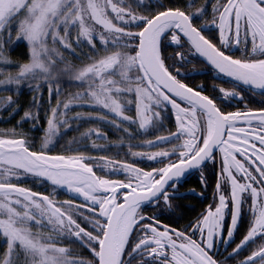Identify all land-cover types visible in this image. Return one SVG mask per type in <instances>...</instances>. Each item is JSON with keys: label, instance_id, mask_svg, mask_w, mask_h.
Returning <instances> with one entry per match:
<instances>
[{"label": "snow or ice", "instance_id": "obj_1", "mask_svg": "<svg viewBox=\"0 0 264 264\" xmlns=\"http://www.w3.org/2000/svg\"><path fill=\"white\" fill-rule=\"evenodd\" d=\"M134 2L149 14H140L128 0H0V91L18 97L26 85L33 93L16 126L0 128V264H226L244 252L235 264H264V108L222 111L217 100L231 103L244 96L221 87L213 98L197 90L203 85L190 87L178 76L197 73L174 68L187 62L185 54L163 52L169 44H186L189 54H198L214 72L264 94V0H216L213 19L199 24L206 4L185 11L163 0ZM13 30L16 41L27 45L26 62L5 55V43L15 42ZM212 30H218L216 42L204 34ZM45 85L48 107L37 145L29 132L39 127ZM64 85L76 90L65 96ZM84 106L96 111L69 115ZM133 106L134 116L127 115ZM169 106L175 130L132 144L134 133L126 125L138 132L158 130ZM5 108H11L9 118L18 111L13 95L0 96V109ZM88 120L126 134V155L162 166L145 171L87 155L82 147H124L123 136L108 145L93 140V135L107 139L99 126L69 138L61 154H49L68 131ZM30 121L26 132L21 126ZM159 144L171 147L132 150ZM216 155L221 170L213 201L194 221L173 228L157 213L142 212L145 201L171 208L170 199L178 194L172 181ZM94 168L106 174L97 175ZM119 170L125 180L108 178ZM21 179L50 184L51 191L34 192ZM65 187L83 203L57 200V190ZM72 244L87 256L74 252Z\"/></svg>", "mask_w": 264, "mask_h": 264}, {"label": "trees", "instance_id": "obj_2", "mask_svg": "<svg viewBox=\"0 0 264 264\" xmlns=\"http://www.w3.org/2000/svg\"><path fill=\"white\" fill-rule=\"evenodd\" d=\"M163 2L166 5H169V6H181V7L184 8V10H186V0H163ZM130 4L132 5V7L136 11H139L140 7H137V5L134 2V0H130ZM144 11H145L144 15L149 14V12L146 11L145 9H144ZM169 46H171V47H170V49L168 51H166L165 48L163 50L165 56L169 53V51H172V52L175 53L177 51L182 50L181 48L174 47L171 44H169L166 47H169ZM183 48L186 49L189 52L188 47H187L186 44H185V46ZM5 50H6L5 51V55L8 56L12 61L26 62L27 59H28V48H27V45L25 44V42L20 41L14 46H10L8 43H5ZM85 51H87V49H85ZM71 57L73 58L72 61L76 63L75 57H73V56H71ZM189 58H192V59L190 60ZM166 63H171V61H166ZM191 67H194V68L197 69V72H195L197 74L187 76L188 77V80H187L188 83H190L192 81V82L196 83L197 85L198 84L201 85L203 83L210 84L211 82H216L218 80V79H216L214 77L213 70L210 69L194 53H193V55H191V56L189 55V57H187V62L186 63L181 62L180 64L177 63V64L174 65V68L182 69V70L183 69L189 70ZM203 69H207V70H209V72H204ZM170 70H173V69H170ZM201 72L203 74H199ZM64 87H65V95L67 94L68 91H75L76 90L75 88H69L67 85H64ZM10 95H13V98L16 100V105L18 106V111L13 116H11L10 118H9L8 114L11 111V108H5L3 111H1L0 112L1 113L0 114V128H10V127L16 126V121L20 118V116L23 114L25 109L29 107V103L31 101L33 93H32V91L29 90L28 86H23L20 89V91H19L18 97L15 94H13V93H11ZM62 97H61V99H62ZM47 101H48V90H47V86L45 85L41 89V106L38 109L39 117H40L39 127H37V129L35 131L29 132V138L35 137L36 140H37V145L39 144V137L42 135L41 128L43 127V125L45 123V111H46V109L48 107ZM55 103H56V97L53 95L52 96V104L55 105ZM33 110L35 111L36 109H33ZM78 110L79 109L74 110L73 113H75ZM31 123H34V121H30V122L24 123L21 127L23 128L24 131L28 132L29 131V126H30ZM129 129H130L131 132L134 133V136H133L132 141H131L132 144H136V143L142 142L144 140H151L155 136V135L153 136V133H152L153 129H149L146 132H138L137 127H132V128H129ZM106 132H107V138H108L107 141L108 142L119 141L120 137L123 136V140L125 142L124 146L128 147V143L127 142L129 140V137L126 134H124L123 132H118L116 130L111 131V130H108V129L106 130ZM161 132H163L162 127H160L158 135ZM71 137H72V135L69 132H67L66 136L64 138H62L56 144V147L54 149H52V151L49 154H61V145L65 144L66 141L69 138H71ZM110 148H112V147H108L106 151L99 152V154H101V155L110 154V152H109ZM81 151H84L87 155H92L89 152L90 150H88L86 148H84ZM120 153H121V158H118L119 160H127V161H129L130 158L133 157L130 154L126 155L127 152H120ZM27 184L28 183H26L24 185L27 186ZM42 184H39V183H36V185L31 184L32 186L29 187V188H31L33 191H36V192H38V191L39 192H41V191L45 192L44 189L49 187L50 184H47V183H42ZM190 184L196 186V185L199 184V181H198V179H196V180H191L190 183L186 182L185 187L188 188L187 186H190ZM64 193H66V191H64ZM45 194H47V192H45ZM68 196L67 195L63 196L62 199H67ZM73 198L77 199L76 195ZM77 201L79 203H83V198H78ZM170 203H171L172 207L168 208L167 206L164 205V207H165L164 210L174 209L177 212L184 211L186 213V214H176V215H173V217L169 216V217L165 218L164 223H166L168 225H173V226H176V227H178L179 224H182L183 221H185V217L193 215V214H187V213H189L190 211L192 212V211L198 210V205H199L197 201H193V200L184 201V199L182 197H173V198L170 199ZM145 208H147V211L154 210V207L151 204L143 206V209H145ZM190 217H192V216H190ZM70 246L73 248V250L75 252L78 251L80 254H83V255L87 256V252L84 251L83 249H80L79 245L72 244Z\"/></svg>", "mask_w": 264, "mask_h": 264}, {"label": "flooded vegetation", "instance_id": "obj_3", "mask_svg": "<svg viewBox=\"0 0 264 264\" xmlns=\"http://www.w3.org/2000/svg\"><path fill=\"white\" fill-rule=\"evenodd\" d=\"M192 4L191 9H188L186 7L185 11L188 10H192L194 11L195 8L197 7H201L202 5H207V11H205L204 15L200 17L199 20L196 21L197 24H199L201 21L203 22H210L213 19V13H212V4L216 2V0H186V5L188 3ZM221 3L224 2V0H220ZM204 34L210 38L213 39V42H216L215 38L218 36V30H212V31H206L204 32ZM189 53V52H188ZM189 55H193V54H189ZM234 55H239V53H235ZM186 69H179V71L181 73H185ZM204 72H209V70L207 69H203ZM193 73V72H190ZM175 74V72H174ZM213 75L216 79H218L215 83H211V84H205L203 85V89H199L197 88V90H202L204 92L205 95H209L210 97H217L219 96V92L218 89L219 88H225V89H232L235 88L236 91L240 92L241 95L244 96L243 100H232L231 103H224L221 100H217V104L218 106L221 108L222 111L225 112H229V111H246L248 108L250 109H260V108H264V94H261L260 91L256 90V91H248L247 87L245 86H237L236 84H234L232 81L225 79L224 77L218 75L215 76V72L213 71ZM189 76V75H188ZM178 79L183 80L185 83H187L190 87L196 88L197 84L194 82H190L188 83V77L181 75L178 76ZM199 85V84H198ZM213 85L216 86V90H213ZM169 110H170V106H169ZM237 126H243L242 124L238 123ZM160 128L158 130H153V136H158V132H159ZM163 132H161V135H167L168 132H172L175 130V125H174V116L169 115L167 117V119L164 120L163 122V127H162ZM157 134V135H156ZM159 134V135H160ZM154 136V137H155ZM218 153V150H216ZM152 169V168H151ZM149 169V170H151ZM221 170V160L219 158L218 155L214 156L213 159H209L200 169H198L197 171H195L194 173H191L190 175H188L185 179L180 180L175 182V184L177 185V193H180V196H174V197H182L184 199V201H197L198 202V210L195 211H190L187 214H193L190 216L185 217V221H183L182 224H179L178 227L170 225L173 228H182L183 225L188 224L190 221H194L199 215L200 213L205 209L206 206H208L209 204H211L212 202H209L211 199L213 201V196H214V190L216 187V181H217V174L220 172ZM148 171V170H147ZM198 179L199 184L198 185H191L187 186L188 188L185 187L186 182L190 183L191 180H196ZM228 193H226L227 195ZM173 198V197H172ZM218 199V197H217ZM160 206L159 207H155L154 205H152L154 207V210L152 211H147V208L143 209L142 208V212L148 216H151L154 212L157 213L156 218L159 219L162 224H166L164 223L165 218L171 216L173 217V215L176 214H186L184 211L181 212H177V211H170V210H164V204L162 202H159ZM214 207V205H213ZM230 202L228 203V208L226 209V216L225 219L227 221H230ZM166 215V216H165ZM146 223L148 221H145ZM172 224V223H171ZM243 224L241 226V230L243 231ZM226 234V233H225ZM195 238V237H194ZM240 238V233H237L236 236V240L238 242ZM234 246V245H233ZM231 250V248L229 247V251ZM221 258V257H218ZM229 263L231 262L230 260H228ZM226 264H228V262L226 261Z\"/></svg>", "mask_w": 264, "mask_h": 264}, {"label": "rangeland", "instance_id": "obj_4", "mask_svg": "<svg viewBox=\"0 0 264 264\" xmlns=\"http://www.w3.org/2000/svg\"><path fill=\"white\" fill-rule=\"evenodd\" d=\"M128 3H130V0H128ZM137 12H139L140 14H143L144 15V8H140L139 9V11H137ZM12 36H13V40L15 41L12 45H10V46H14V45H16L18 42H20V41H16V38H15V30H13L12 31ZM23 42V41H22ZM26 44V43H25ZM170 47L171 46H169V47H165V50L166 51H168L169 49H170ZM182 50H180V52H183L184 54H185V56L186 57H189V53H188V51L186 50V49H184V48H181ZM184 49V50H183ZM169 53H174V52H172V51H169ZM168 53V54H169ZM167 54V55H168ZM166 55V56H167ZM65 56H66V58L67 59H69L70 58V60H73V58L71 57V56H69V54L68 53H66L65 52ZM191 56V55H190ZM190 60L192 59V58H189ZM75 63V62H74ZM76 63H79V61H77L76 60ZM180 64V63H179ZM175 69H177V68H175ZM185 72H187V73H190V72H197V69L196 68H194V67H191L189 70H185ZM211 83H215V82H211ZM210 83V84H211ZM217 83V82H216ZM207 85L208 83H203V84H201V85ZM23 86H26V85H22L21 87H20V89L23 87ZM20 89H19V91H20ZM11 93L10 92H7V91H0V96H5V95H10ZM66 96V95H65ZM65 96H63L62 97V99L63 98H65ZM76 109H79L78 111H96V109L95 108H90V107H88V106H84L83 108H77V107H73L72 109H71V112L69 113V115H71L72 113H73V111L74 110H76ZM4 109H0V112L1 111H3ZM77 112V111H76ZM1 114V113H0ZM127 115H132V116H134V114H135V109H134V106L132 107V109L130 110V111H128L127 113H126ZM169 115H172L171 114V112H170V110H168V112H167V117L169 116ZM173 116V115H172ZM164 122V121H163ZM77 122L76 121H72V124H76ZM96 126H99L100 127V129H101V132H103V133H105L106 134V136H107V132H106V130L108 129V130H111V131H114L115 129H113V128H111L110 126H108V125H99L98 124V122L97 121H94V120H88V121H86V122H81L80 124H79V127H78V129L77 130H75L74 132L73 131H68L71 135H72V137L73 136H78L81 132H84L87 128H89V127H96ZM127 127H129V128H132V127H137V126H135V125H132V126H128V125H126ZM148 131V130H147ZM140 132H146V131H140ZM92 139L93 140H96V142L97 143H100V144H105V145H108L109 144V142L107 141L108 140V138L106 139V140H103V139H100V140H97V138L95 137V135H93V137H92ZM81 143L82 144H90V141H88V140H83V141H81ZM174 143H178V141H176V140H173L172 142H171V144H174ZM171 144H159V145H156L155 147H148V146H144V147H136V148H133L132 150L133 151H155V150H157V148H160V147H164V148H169V147H171ZM84 148H86V149H88V150H90L89 152H90V154H92V155H90V156H93V157H102V156H107V157H109L110 159H113V160H115V161H121V160H119L118 158H121V153L120 152H128V147H122V148H119V149H117V148H110L109 149V152H110V154H108V155H101V154H99V152H104V151H99V150H95V149H92L91 147H82L80 150H83ZM117 152L119 153V154H117ZM171 159H176V157H171ZM123 161H125V162H127V163H132V164H136L137 165V167H140V168H143L145 171H147V170H149V169H151V168H158V167H161L162 166V164L161 163H159V162H157V161H153V160H149V159H147L146 157H132V158H130V160L129 161H127V160H123ZM86 163H96V161H85ZM165 162H167V161H165ZM94 171H96L97 172V175H105L106 174V172H101V171H99L98 169H96V168H94ZM119 172H120V174H115V175H108V178L109 179H120V180H125L126 179V177L123 175V173H122V170H119ZM13 182H16L15 180H13ZM19 183L22 185V186H24V187H31L32 185L31 184H34V185H36V183H39V184H42L40 181H35V180H32V179H21L20 181H19ZM26 183H28L27 184V186L26 185H24V184H26ZM43 185V184H42ZM66 188V187H65ZM46 189H48V191L50 192L51 191V186H49V187H47ZM46 189H44V190H46ZM63 189V188H62ZM62 189H58L57 190V193H56V195H55V198L57 199V200H74L75 201V203H77V204H82V203H79L78 201H77V199H75V198H73L74 196H75V193H72V192H69L68 191V189L66 188V193H64V191L62 190ZM33 191V190H32ZM34 192H36V191H34ZM39 192V191H38ZM41 192H44V191H41ZM47 194H48V192H47ZM68 196V198L67 199H62V197L63 196ZM71 196V197H70ZM209 202H212V199L209 201ZM192 207V206H191ZM170 211H176V210H174V209H170ZM65 243H68L67 241H65ZM221 246V248L223 247V245L221 244L220 245ZM75 252V251H74ZM248 253L247 252H244V253H242L241 254V256L240 257H236V258H234L233 260H230L231 262L229 263V261H227L228 262V264H235V260L236 259H241V258H243V255H247ZM81 255H83V254H81ZM83 256H86V255H83Z\"/></svg>", "mask_w": 264, "mask_h": 264}, {"label": "water", "instance_id": "obj_5", "mask_svg": "<svg viewBox=\"0 0 264 264\" xmlns=\"http://www.w3.org/2000/svg\"><path fill=\"white\" fill-rule=\"evenodd\" d=\"M197 56H198V54H196ZM199 57V56H198ZM200 58V57H199ZM210 69H211V67L202 59V58H200ZM218 75H220V76H222V77H224L225 79H228V80H230V81H232V79L231 78H229V77H227L226 75H223V74H219L218 72H215V76H218ZM233 82V81H232ZM245 87H247V86H245ZM259 91V90H258ZM209 160V159H208ZM208 160H206V161H202L201 162V164L199 165V166H196L195 168H191V169H188V170H186L185 171V173H183L178 179H175V180H173L172 181V183H175V182H177V181H180V180H183V179H185L188 175H190L191 173H194L195 171H197L198 169H200ZM64 190H66V188H63ZM67 191V190H66ZM76 195V194H75ZM178 196L179 195H181V194H177ZM82 198V197H81ZM147 204H149L147 201H145L143 204H142V206H144V205H147ZM141 206V207H142Z\"/></svg>", "mask_w": 264, "mask_h": 264}]
</instances>
